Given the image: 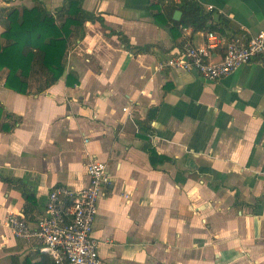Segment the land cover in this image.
Returning <instances> with one entry per match:
<instances>
[{"label":"crops","instance_id":"1","mask_svg":"<svg viewBox=\"0 0 264 264\" xmlns=\"http://www.w3.org/2000/svg\"><path fill=\"white\" fill-rule=\"evenodd\" d=\"M67 1L0 0V35L9 8L40 6L60 24ZM79 1L104 27L86 21L69 37L57 82L33 72L18 94L0 70V264H52L3 221L35 223L52 188L87 185L92 158L110 176L93 228L105 264H264V65L215 82L156 69L186 40L208 49V32L263 30L264 0H195L212 30L175 38L158 0ZM149 145L163 163L150 164Z\"/></svg>","mask_w":264,"mask_h":264},{"label":"built area","instance_id":"2","mask_svg":"<svg viewBox=\"0 0 264 264\" xmlns=\"http://www.w3.org/2000/svg\"><path fill=\"white\" fill-rule=\"evenodd\" d=\"M181 30L186 32L185 28ZM206 39L208 49L194 47L186 40L181 49L170 53L156 69L193 71L204 81L215 82L250 62L264 65V29L252 36L239 33L228 40L208 32ZM220 47L224 53L216 60L210 50ZM86 174L88 183L79 190L64 186L52 188L44 214L35 223H29L21 212H9L3 224L14 238L36 246L53 264H105L99 256L100 242L93 237V228L110 176L106 164L95 158L86 164Z\"/></svg>","mask_w":264,"mask_h":264},{"label":"trees","instance_id":"3","mask_svg":"<svg viewBox=\"0 0 264 264\" xmlns=\"http://www.w3.org/2000/svg\"><path fill=\"white\" fill-rule=\"evenodd\" d=\"M158 4V12L162 9L164 17L173 24L171 31L174 38L179 36L182 28L189 26L195 30H212L206 27L208 14L195 0H180L179 4L158 0ZM152 7L157 8L155 5ZM174 11L182 12L179 21L172 20ZM159 13L156 18L163 16ZM65 15L64 21L58 24L55 16L40 6L22 8L21 11L9 8L5 11L4 32L0 35V70H7L4 83L6 88L18 94H26L28 80L33 72L44 78L45 87L53 85L64 74L69 37L72 34L82 35L86 21H97L104 27L103 20L85 12L79 0L67 1ZM110 33L116 34L124 44L120 33L112 30ZM70 77L67 76V84L68 79L70 84L77 83V80L71 83L73 78ZM145 151L153 167L166 160L157 154L152 145L147 146ZM25 198L30 200L27 194Z\"/></svg>","mask_w":264,"mask_h":264},{"label":"water","instance_id":"4","mask_svg":"<svg viewBox=\"0 0 264 264\" xmlns=\"http://www.w3.org/2000/svg\"><path fill=\"white\" fill-rule=\"evenodd\" d=\"M181 17V12L180 11H175L173 14V20L179 21Z\"/></svg>","mask_w":264,"mask_h":264}]
</instances>
